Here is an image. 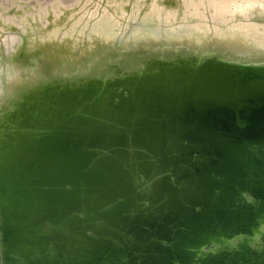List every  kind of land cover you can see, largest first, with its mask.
Wrapping results in <instances>:
<instances>
[{
  "label": "water",
  "instance_id": "water-1",
  "mask_svg": "<svg viewBox=\"0 0 264 264\" xmlns=\"http://www.w3.org/2000/svg\"><path fill=\"white\" fill-rule=\"evenodd\" d=\"M245 95L197 93L156 138L97 123L28 148L0 169V264H264V88Z\"/></svg>",
  "mask_w": 264,
  "mask_h": 264
},
{
  "label": "bare ground",
  "instance_id": "bare-ground-1",
  "mask_svg": "<svg viewBox=\"0 0 264 264\" xmlns=\"http://www.w3.org/2000/svg\"><path fill=\"white\" fill-rule=\"evenodd\" d=\"M91 3L0 0V169L30 147L50 154L56 132L150 123L147 137L161 135L167 110L197 93L264 88V0Z\"/></svg>",
  "mask_w": 264,
  "mask_h": 264
},
{
  "label": "rangeland",
  "instance_id": "rangeland-1",
  "mask_svg": "<svg viewBox=\"0 0 264 264\" xmlns=\"http://www.w3.org/2000/svg\"><path fill=\"white\" fill-rule=\"evenodd\" d=\"M84 2V1H83ZM94 2H96V0H93V3ZM93 3H91L90 5H88L87 6V8L89 7H91V6H93ZM82 6V4L75 10V13H77V11H78V9L80 8ZM86 8V9H87ZM85 9V10H86ZM84 10V11H85ZM84 11L82 12V13H84ZM82 13H80V15L82 14ZM79 16V15H78ZM64 17V19H66V16H63ZM17 23V20H14L13 21V25H15ZM1 32H3V30H0ZM2 38V37H1ZM44 206V208H45V210L47 211V212H50V213H52L53 214V216H54V218H55V220H58V218L60 217V214L62 213V211H63V209H64V207H65V205H43ZM68 253H71V251L70 252H68Z\"/></svg>",
  "mask_w": 264,
  "mask_h": 264
}]
</instances>
